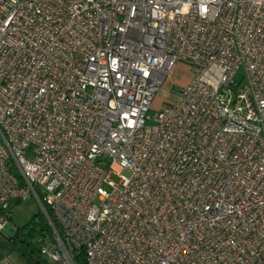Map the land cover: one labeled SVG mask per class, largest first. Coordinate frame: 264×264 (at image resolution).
<instances>
[{
  "label": "built area",
  "instance_id": "1",
  "mask_svg": "<svg viewBox=\"0 0 264 264\" xmlns=\"http://www.w3.org/2000/svg\"><path fill=\"white\" fill-rule=\"evenodd\" d=\"M28 197L51 264H264V0H0L2 235Z\"/></svg>",
  "mask_w": 264,
  "mask_h": 264
},
{
  "label": "rangeland",
  "instance_id": "2",
  "mask_svg": "<svg viewBox=\"0 0 264 264\" xmlns=\"http://www.w3.org/2000/svg\"><path fill=\"white\" fill-rule=\"evenodd\" d=\"M194 71L195 66L190 62L179 59L174 63L170 72L165 76L159 91L156 93L147 110L146 114L148 118L145 120L146 125L154 123L155 114L158 113L165 105L173 103L177 100L178 91L190 82ZM243 76V69L240 68L236 73L234 80L239 85H242L245 83ZM110 177L114 181H118L119 179L116 175H111ZM10 215V223L15 227V229H21L23 227H27V225L30 226L32 220L39 222L44 219L43 221L46 222L38 204L31 197L21 200L19 203L13 202L11 205ZM47 237L50 238L49 235ZM28 242H30L32 247L36 249L43 244L40 241V237L28 239ZM0 250L14 264H29L26 257L21 255L18 251L16 243L1 233ZM43 258L46 259V257Z\"/></svg>",
  "mask_w": 264,
  "mask_h": 264
},
{
  "label": "trees",
  "instance_id": "3",
  "mask_svg": "<svg viewBox=\"0 0 264 264\" xmlns=\"http://www.w3.org/2000/svg\"><path fill=\"white\" fill-rule=\"evenodd\" d=\"M14 202L19 203L20 201L16 200ZM11 205L12 203L10 204L9 214L11 213ZM43 220L39 222L32 220V225L30 224V226L27 225V227L16 229L15 233L9 237L16 243L18 251L21 253V255L26 257L29 264H51L40 254V246L38 249H36L32 247L30 242H28V239L40 237V241L44 244L45 239L48 238L47 236H50L49 226L47 222Z\"/></svg>",
  "mask_w": 264,
  "mask_h": 264
},
{
  "label": "water",
  "instance_id": "4",
  "mask_svg": "<svg viewBox=\"0 0 264 264\" xmlns=\"http://www.w3.org/2000/svg\"><path fill=\"white\" fill-rule=\"evenodd\" d=\"M16 229L12 224H8L4 229H3V235L6 237H11L15 233Z\"/></svg>",
  "mask_w": 264,
  "mask_h": 264
}]
</instances>
